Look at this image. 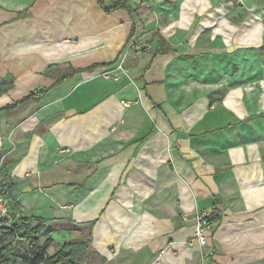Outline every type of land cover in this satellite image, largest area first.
I'll return each instance as SVG.
<instances>
[{"label":"crops","instance_id":"obj_1","mask_svg":"<svg viewBox=\"0 0 264 264\" xmlns=\"http://www.w3.org/2000/svg\"><path fill=\"white\" fill-rule=\"evenodd\" d=\"M100 1L116 8L0 0L9 213L78 264H264V0ZM141 7L165 47L147 34L152 55L102 79ZM200 211L216 221L202 245Z\"/></svg>","mask_w":264,"mask_h":264},{"label":"trees","instance_id":"obj_2","mask_svg":"<svg viewBox=\"0 0 264 264\" xmlns=\"http://www.w3.org/2000/svg\"><path fill=\"white\" fill-rule=\"evenodd\" d=\"M97 1L103 6L106 12H111L116 8L105 6L100 0ZM121 5L125 6L124 4ZM141 8V11H134V26L131 35L137 27L142 31L147 29L148 34L156 38L158 51H161L165 47V43L156 28L147 27L152 21V16L147 8ZM0 191L5 195L3 190L0 189ZM43 231L42 221L38 218L25 216L15 217L12 215V220L8 222L7 219L0 217V264H7L9 260L16 257L15 243L19 237L30 240L34 244L30 251L21 257L23 264H36L38 262H42L43 264H78L74 260V247L72 244H64L56 253L48 255L46 248L51 240L47 238L42 243L38 241V236L42 235Z\"/></svg>","mask_w":264,"mask_h":264},{"label":"built area","instance_id":"obj_3","mask_svg":"<svg viewBox=\"0 0 264 264\" xmlns=\"http://www.w3.org/2000/svg\"><path fill=\"white\" fill-rule=\"evenodd\" d=\"M157 25V24H156ZM148 30H143L140 33H133L125 42L122 51L118 58L106 69L99 73V76L108 81H118L122 75L126 74V61L129 58H136L142 55H152L149 44L147 43L146 35ZM59 152L65 150L58 149ZM0 217L5 218L10 222L12 215L9 213V205L6 196L0 191ZM194 229L193 239L198 245L205 244L207 232L216 225V221L211 219L210 211H200L194 214ZM36 264H43L38 262ZM150 264H162L160 254L156 255Z\"/></svg>","mask_w":264,"mask_h":264},{"label":"rangeland","instance_id":"obj_4","mask_svg":"<svg viewBox=\"0 0 264 264\" xmlns=\"http://www.w3.org/2000/svg\"><path fill=\"white\" fill-rule=\"evenodd\" d=\"M237 4H238V5H242L241 2H239V1L237 2ZM141 6H143V5H141ZM243 10H244V8H243ZM154 25H155V24H154ZM154 25H153V26H154ZM262 50H263V49H262ZM260 52H262V51H260Z\"/></svg>","mask_w":264,"mask_h":264}]
</instances>
